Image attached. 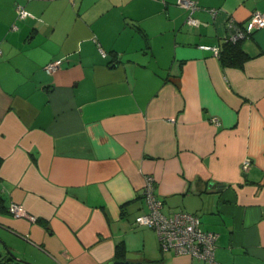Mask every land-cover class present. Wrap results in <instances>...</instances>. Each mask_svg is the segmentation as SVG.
Wrapping results in <instances>:
<instances>
[{"label": "crops", "instance_id": "obj_1", "mask_svg": "<svg viewBox=\"0 0 264 264\" xmlns=\"http://www.w3.org/2000/svg\"><path fill=\"white\" fill-rule=\"evenodd\" d=\"M176 1L0 0V256L264 264V27L240 67L211 49L264 0H195L196 25ZM147 176L165 214L217 233L214 263L135 221Z\"/></svg>", "mask_w": 264, "mask_h": 264}, {"label": "built area", "instance_id": "obj_2", "mask_svg": "<svg viewBox=\"0 0 264 264\" xmlns=\"http://www.w3.org/2000/svg\"><path fill=\"white\" fill-rule=\"evenodd\" d=\"M176 2L188 11L187 23L196 25L198 22L192 17L191 13L198 8L197 2L195 0H177ZM15 10L18 18L23 19L31 16L21 4H17ZM211 11L214 12L213 9ZM229 25L234 26V30L226 36L228 40L235 42L245 39L250 36L253 30L264 27V14L258 11L252 12L247 27H238L231 20ZM211 49L216 55L218 54L219 47L215 46ZM61 62V58L51 60L45 64L44 70L47 73H53L59 68ZM246 164L245 162L244 166ZM142 195L147 209L145 212L138 214L135 221L155 230L159 246L163 252L171 251L175 255H187L206 263L215 262L217 233L202 229L197 214L183 210L174 211L168 215L165 214L162 211L163 202L154 192V179L151 176L145 178ZM7 210L14 217H25L31 221L36 220V217L28 214L20 204L11 203Z\"/></svg>", "mask_w": 264, "mask_h": 264}, {"label": "trees", "instance_id": "obj_3", "mask_svg": "<svg viewBox=\"0 0 264 264\" xmlns=\"http://www.w3.org/2000/svg\"><path fill=\"white\" fill-rule=\"evenodd\" d=\"M241 40L232 42L227 38L219 47L218 58L222 66L240 67L250 57L242 48ZM120 250V245L117 246V252ZM17 260L12 259L7 254L0 256V264H17Z\"/></svg>", "mask_w": 264, "mask_h": 264}, {"label": "water", "instance_id": "obj_4", "mask_svg": "<svg viewBox=\"0 0 264 264\" xmlns=\"http://www.w3.org/2000/svg\"><path fill=\"white\" fill-rule=\"evenodd\" d=\"M8 251L10 257L14 260H17L18 262L24 263V264H33L29 261H26L24 259L18 258L16 255H14L8 248H6ZM109 264H159L155 262H150V261H130V260H118V259H113L109 262Z\"/></svg>", "mask_w": 264, "mask_h": 264}, {"label": "rangeland", "instance_id": "obj_5", "mask_svg": "<svg viewBox=\"0 0 264 264\" xmlns=\"http://www.w3.org/2000/svg\"><path fill=\"white\" fill-rule=\"evenodd\" d=\"M0 250H2V246H1V245H0ZM11 252H12V251H11ZM24 260L31 262L30 260H27V259H24ZM31 263H33V262H31ZM17 264H20V263H17ZM21 264H22V263H21ZM33 264H35V263H33Z\"/></svg>", "mask_w": 264, "mask_h": 264}]
</instances>
